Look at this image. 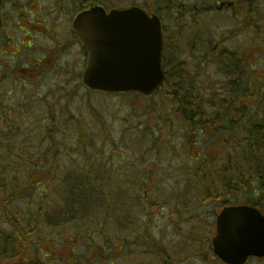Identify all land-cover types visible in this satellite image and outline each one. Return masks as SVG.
Here are the masks:
<instances>
[{"label": "rangeland", "instance_id": "obj_1", "mask_svg": "<svg viewBox=\"0 0 264 264\" xmlns=\"http://www.w3.org/2000/svg\"><path fill=\"white\" fill-rule=\"evenodd\" d=\"M146 1L150 0L112 2L114 6L130 7L135 4L143 6ZM216 1L178 0L183 5L200 8L179 12L176 20L184 14L191 18L183 28L178 27V22L170 16L163 17L168 37L166 45L170 43L175 48L174 53L184 61L185 81L201 86L205 91L219 88L226 78L217 63L208 60L206 52L210 51V46L201 42L204 38H213L215 42L224 38L223 47L231 49L249 46L255 36L257 42L261 41H258L260 34L255 28L248 33H232L242 26L238 21L244 19L245 12L228 6L212 12L204 8ZM256 3L264 11V0H256ZM177 32H180L178 36ZM192 39L199 43L195 48L191 46ZM259 58L254 61L257 69L264 68V55ZM52 96H47L48 102L59 100L55 108L60 120L56 134L58 144L44 143L37 147L41 131L37 122L40 121L28 118L17 123L20 125L19 135L15 136L12 145L27 141L25 144L32 152L54 153L56 156L51 160L50 156L47 157L49 162L37 163L42 172L52 168L49 182L56 186L65 187L69 175L83 176L85 173L92 176L94 170L98 172L94 176L95 183L100 177L101 184H95L98 199L90 209H84L81 220L73 221L71 229L46 231L47 228H43L46 238L56 245L50 260H47L50 254L45 255L44 264H178L177 257L195 252L202 239H212L222 207L214 200H206L199 188L193 187L187 169L198 167L200 161L187 158L184 153L183 130L170 120L172 102L157 97V106L149 109L150 101L144 98L102 92L89 95L84 87L81 99L73 93L64 100L61 91ZM45 123L47 119H41L40 125ZM105 124L109 128L108 134ZM83 129L92 138L86 151L78 148ZM205 147L206 144L199 150L204 151ZM6 151L0 150L2 154ZM13 151L19 153L21 149L13 146ZM190 155H194V151ZM26 192L14 203V208L22 218L31 219L46 201L34 189ZM251 196L240 194L238 199L232 200L243 203ZM52 202L55 200L47 202L51 208L54 207ZM43 213L46 216L47 211ZM197 238L200 242H196ZM167 247L168 259L161 253L162 248ZM25 257L29 261L31 253ZM0 264L7 263L0 261Z\"/></svg>", "mask_w": 264, "mask_h": 264}, {"label": "trees", "instance_id": "obj_2", "mask_svg": "<svg viewBox=\"0 0 264 264\" xmlns=\"http://www.w3.org/2000/svg\"><path fill=\"white\" fill-rule=\"evenodd\" d=\"M227 1H236L232 10L245 12L244 19L238 21L242 26L234 29L232 33H248L255 28L256 33L260 34L258 41H261L257 42L255 36L249 46L235 49L224 48V38L215 42L213 38L207 37L201 41L210 46V51L206 52L208 60L215 61L226 78L219 88H208L205 91L201 86L186 82V74L182 72L184 61L174 53L175 48L170 43L166 45V35L163 67L167 79L164 86L152 96L133 92L114 95L144 98L150 101L149 109L157 106V97L161 101L172 102L170 120L171 124L183 130L184 153L187 158L200 161L198 167L187 169L193 180V187L199 188L206 200H214L219 207L238 204L239 200L232 199H238L240 194H252L243 203L256 205L264 211V68L257 69L258 65H254L255 58L261 59L264 55V11L259 8L256 0ZM175 5L178 15L179 12H192L194 9V6L183 5L178 0H150L144 6L165 18L170 16L178 22V27H186L191 18L184 14L180 20H176L172 11L175 10ZM197 44L199 43L195 39L191 40L193 48ZM83 87L86 88L82 84ZM86 92L89 95L94 93L87 88ZM55 108L56 105L51 107L47 123L42 126L41 120L37 122L41 129L38 133L39 148L44 143L58 144L56 134L60 120ZM19 126L14 123L10 125L8 133L4 136L0 134V148L7 149L3 154L0 152V261L7 264H44L47 254L43 251V246L47 233L43 228L50 226V229L55 230L71 229L73 221L81 220L84 209H90L98 199L95 184H101L100 177L96 178L95 183L94 176L98 172L94 170L92 176L85 173L83 176L69 175L65 187L50 183L52 168L48 172H42L37 162L47 163V157L50 156L51 160L56 155L51 152H32L25 144L27 141L12 145L15 136L19 135ZM104 126L108 134L109 128L106 124ZM90 140L92 138L83 129L78 148L86 151ZM204 144V151H200ZM13 146L21 151H13ZM191 151H194V155H190ZM13 155L16 157L13 158ZM33 189L46 202L38 214L31 219H25L16 211L14 203L21 194ZM53 195L56 197L53 198ZM53 199L55 202L51 204L54 207L51 208L47 202ZM45 210L46 216L43 213ZM53 252L55 251L50 252L49 260ZM29 253L31 259L27 261L25 255ZM115 253L120 254L119 251Z\"/></svg>", "mask_w": 264, "mask_h": 264}, {"label": "flooded vegetation", "instance_id": "obj_3", "mask_svg": "<svg viewBox=\"0 0 264 264\" xmlns=\"http://www.w3.org/2000/svg\"><path fill=\"white\" fill-rule=\"evenodd\" d=\"M112 1L3 0L0 8V134L4 136L10 131V125L23 123L28 118L34 121L48 119L51 107L57 106L59 100L50 103L47 96L57 91L63 93L64 100L73 93L81 99L82 76L89 50L75 28V21L81 13L96 7L104 8L107 13L113 8H123L114 6ZM235 2L217 0L204 8L209 12L224 10L225 6L232 9L236 6ZM222 3L224 8L219 9L218 4ZM142 7L154 13L148 7ZM174 8L172 11L177 17V5ZM160 16L163 21V16ZM52 82L55 84L52 85ZM49 87V92L44 93ZM48 230L55 229L48 226ZM196 242H200V238ZM201 242L195 252L183 253L176 262L229 264L215 253L210 240L205 238ZM54 246L55 243L47 238L43 251L48 255ZM167 250L168 247L162 248L161 253L166 254L168 259ZM244 264H264V256H251Z\"/></svg>", "mask_w": 264, "mask_h": 264}, {"label": "water", "instance_id": "obj_4", "mask_svg": "<svg viewBox=\"0 0 264 264\" xmlns=\"http://www.w3.org/2000/svg\"><path fill=\"white\" fill-rule=\"evenodd\" d=\"M75 28L89 50L83 74L89 89L151 96L165 84L163 28L158 15H149L139 6L109 13L96 7L81 13ZM213 245L215 253L229 264L264 256V214L251 205L225 207L217 218Z\"/></svg>", "mask_w": 264, "mask_h": 264}]
</instances>
